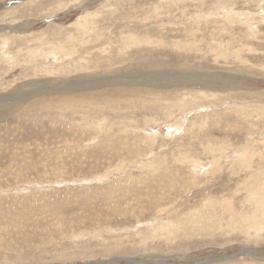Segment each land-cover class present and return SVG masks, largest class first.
<instances>
[{
  "label": "rangeland",
  "instance_id": "rangeland-1",
  "mask_svg": "<svg viewBox=\"0 0 264 264\" xmlns=\"http://www.w3.org/2000/svg\"><path fill=\"white\" fill-rule=\"evenodd\" d=\"M93 12L112 43L104 54L77 47L88 69L33 74L26 49L36 41L12 71L0 64V97L29 98L0 118V264H264V231L248 239L236 227L256 212L249 189L264 184V114L238 116L225 92L29 106L72 80L213 73L262 103L264 0H0V35L29 21V37L46 42Z\"/></svg>",
  "mask_w": 264,
  "mask_h": 264
},
{
  "label": "bare ground",
  "instance_id": "bare-ground-1",
  "mask_svg": "<svg viewBox=\"0 0 264 264\" xmlns=\"http://www.w3.org/2000/svg\"><path fill=\"white\" fill-rule=\"evenodd\" d=\"M11 11H9L10 14H11ZM97 15H99V12L87 13L84 16L85 18L80 19L79 21L74 23L73 25L76 26L75 31L77 34L75 32L73 33L70 32L68 34L60 33L59 36H54L55 38H52L50 39L51 41L49 40L46 42L43 41V38L41 36H39L38 38H36V36H32L33 39L29 37L28 33L30 31V28H32L31 27L32 22H29V21L17 22L16 23L17 25L13 26V29H12L13 31L11 32V34L3 33V35H0V38H1L0 39V64L4 65L3 68L6 71L8 72L12 71L15 66L14 64L21 61L22 60L21 58L25 55L24 47H27L26 43L30 44L36 41L38 43L36 46L30 44L26 49L28 53L27 59L29 61L28 65L30 66V68H34L33 74H35L34 72H36V74L39 72H45L47 74H53L57 76V75L62 74L60 73L61 70L65 71V73L67 72L66 74H70V73L72 74L73 69H75V71H79L82 69H85V70L88 69V67L85 66V64L83 63V61H86L85 60L86 57H83V55L84 54L89 55V53L91 54L95 50H99L100 52L98 53H101V54L107 53L108 47L106 45L107 44L109 45L110 43H112L111 37H108V39L103 38L102 33H96L95 30L98 27H97V23L94 21L95 20L94 18L97 17ZM12 21L14 23L16 19ZM231 23H233V21H231ZM132 38L135 42H138L137 36L134 35ZM219 40H215V41H219ZM123 41L125 44L126 39L124 38ZM50 42H53L54 44L47 45V43H50ZM12 45L13 46L16 45L17 48L16 49L12 48ZM77 47L81 48L79 53H83V55L78 54V56H76L77 52L79 51V50H76ZM213 52L218 53V54L222 53L221 55L227 56L228 50L223 49L221 47H217L213 49ZM38 53H43V55H40L41 58H39V55H37ZM38 60H41V62H39ZM67 62H68L67 64L68 68H71V69L65 68L66 67L65 64ZM52 66L56 68H53ZM22 68L27 69L25 66ZM111 78H114V77L111 76L109 78H103V79L98 78L96 80H93L92 81L93 83L90 82V86L83 85V83H86L89 81L72 80L68 83L66 82L63 83L61 79L60 84L57 82L56 83L58 86L62 85L63 83L64 84L63 87L62 86L57 87V88L54 87L46 91L44 90V92L42 91V93L39 95L40 96L39 98H36L35 101L32 100L33 103L30 101L31 99L29 100L30 103H32L29 106L33 107V110H34V106L42 105L41 107L44 110L45 109H50V110L57 109L60 111H64V110L72 111L73 109H76L78 105L87 104V103L89 104L128 103V102L133 103L136 97H139V98L146 97V96H141V92L152 95L148 99H155L160 94L177 95L180 92H185L187 94H193L201 99L209 98V97L215 98L218 96L220 97L223 94V92H225L227 94L225 95V98H227V100L228 99H231L232 101L234 100L233 102H234V105L237 107L236 113L238 116H241V117L245 116L248 118V116H252V115L261 116L264 114V104H263L264 102L260 101L262 103H255L256 100H254V99H258L259 97H261L259 96L260 95L259 92L249 91L250 93H247L248 91H245L244 89V86H245L244 83L241 84L239 80L234 81L235 78L234 80L223 81L221 84L219 75L214 74V73L212 75H208L205 77L194 75L193 77H190V79L187 81L177 80L175 82H163L162 83L160 80L159 83H154L153 81H150V82L149 81H137L135 80V78L134 80L131 78L128 80L127 79L123 80L125 78H122V80L120 79L121 82H116V83L113 82L112 84H109L106 86L102 84L104 81H107L109 83V79ZM162 81H165V79H163ZM1 87H4V85ZM30 97H33V96L31 95ZM27 99L29 98L24 99L23 95L18 96V98L13 95H9V96L5 95V96L0 97V118L3 114L6 113V111L9 108L11 110L14 109L13 108L14 104H17V102L21 104L22 106H24L26 104V101H28ZM11 104H13L12 108L10 107ZM180 105H183V103H181ZM36 109L38 108H35V110ZM15 112L17 114V111ZM254 186H255L254 188H250L248 191L249 196H250L249 201L254 206V209L256 210V212H259V213L253 212L251 215L244 214V216H241V218L238 219L240 220V224L236 226L237 228H240L242 232H244L247 236L250 237L248 239H252L253 237L258 239L261 236L259 235L261 231H264V184H257V185L254 184ZM231 223H234V221ZM230 262L231 261L227 262L226 264H233Z\"/></svg>",
  "mask_w": 264,
  "mask_h": 264
}]
</instances>
